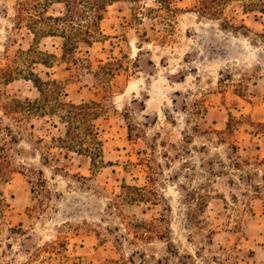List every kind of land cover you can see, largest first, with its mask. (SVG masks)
<instances>
[{"label": "rangeland", "instance_id": "1", "mask_svg": "<svg viewBox=\"0 0 264 264\" xmlns=\"http://www.w3.org/2000/svg\"><path fill=\"white\" fill-rule=\"evenodd\" d=\"M197 4L115 0L78 54L89 71L23 53L60 57L17 23L63 2L0 0V264H264V14ZM31 64L105 105L103 157L58 146L59 116L13 110L43 97Z\"/></svg>", "mask_w": 264, "mask_h": 264}, {"label": "trees", "instance_id": "2", "mask_svg": "<svg viewBox=\"0 0 264 264\" xmlns=\"http://www.w3.org/2000/svg\"><path fill=\"white\" fill-rule=\"evenodd\" d=\"M65 4V9L61 15H45L39 17L19 16L18 25L26 23L34 33V41L40 38L56 37L60 38L61 55L56 53L42 52L33 43L30 49L24 50L28 59H35L37 54L43 56V63L47 66H53L55 59H61L65 62L84 67L86 70H92L91 61L83 56H79L82 45L91 47L101 36H105L102 30V21L105 13L115 0H59ZM165 1V0H161ZM170 1V0H169ZM230 3H236L242 7L244 13L256 12L264 14V0H198V10L214 18L225 14L226 7ZM48 7V5H47ZM23 74V72H21ZM26 78L32 80L34 85L40 91L42 98L33 100L29 96L17 98L14 100L13 110L24 112L29 118L34 113L42 111L45 116L52 113L57 115L60 122L66 125V136L60 137L61 143L58 145L68 150L87 154L93 162L97 157H103V141L100 138L99 130L95 120L99 118L106 110L102 102L96 100L82 101L77 103L68 99V92L64 84L57 79L44 80L31 64ZM7 80L15 79L13 71ZM53 86V89L48 86ZM47 86V88L45 87ZM56 95V96H54ZM22 117V116H21ZM53 139H56L55 137ZM105 160H103L104 162ZM40 173H44L40 170Z\"/></svg>", "mask_w": 264, "mask_h": 264}]
</instances>
